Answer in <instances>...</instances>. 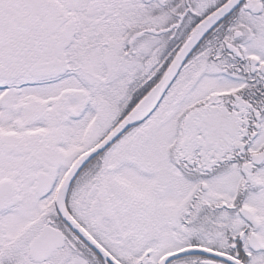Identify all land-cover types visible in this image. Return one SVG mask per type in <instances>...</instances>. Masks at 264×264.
<instances>
[{
    "label": "snow or ice",
    "instance_id": "snow-or-ice-1",
    "mask_svg": "<svg viewBox=\"0 0 264 264\" xmlns=\"http://www.w3.org/2000/svg\"><path fill=\"white\" fill-rule=\"evenodd\" d=\"M0 264H264V0H0Z\"/></svg>",
    "mask_w": 264,
    "mask_h": 264
}]
</instances>
